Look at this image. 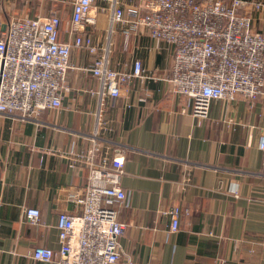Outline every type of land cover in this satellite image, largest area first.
<instances>
[{
  "label": "crops",
  "instance_id": "0c3cea01",
  "mask_svg": "<svg viewBox=\"0 0 264 264\" xmlns=\"http://www.w3.org/2000/svg\"><path fill=\"white\" fill-rule=\"evenodd\" d=\"M71 1L0 0V23L56 10L59 37L67 40ZM248 10L254 29L264 33V11ZM92 12L95 24L84 30L106 44L107 12ZM172 54L145 32L130 33L125 42L114 29L110 66L125 71L136 59L142 66L120 95L99 94L88 70L94 56L74 47L60 108L27 118L0 115V264H54L31 252L35 246L56 250L58 214L79 210L66 195L86 185L88 165L69 150L85 155L99 105L114 127L113 153L122 149L124 159L120 185L128 206L119 208L125 227L113 264H264V152L258 147L264 96L213 99L208 116L195 117L167 81ZM173 206L182 209L175 231L162 212ZM26 208L39 210L37 223L25 217Z\"/></svg>",
  "mask_w": 264,
  "mask_h": 264
},
{
  "label": "built area",
  "instance_id": "2783aa9c",
  "mask_svg": "<svg viewBox=\"0 0 264 264\" xmlns=\"http://www.w3.org/2000/svg\"><path fill=\"white\" fill-rule=\"evenodd\" d=\"M249 9H262L258 0H72L61 40V16L54 10L46 16L17 15L0 23V115L32 117L44 109L61 107L68 90L66 77L70 52L83 48L94 58L88 68L99 82L101 96L116 97L142 72L136 59L130 69H114L109 63L111 35L123 31L145 32L172 47L171 91L184 97L195 117L206 118L213 99H232L241 94L254 100L264 96V33L254 29ZM107 12L108 38L102 44L84 30L95 24L96 14ZM248 11V12H247ZM264 17V12H263ZM94 93V92H93ZM113 125L95 112L89 133L90 145L82 157L88 165L86 185L69 190L66 198L78 211L58 214L59 247L35 246L33 259L54 264H113L121 257L119 236L125 227L118 220L127 197L120 185L124 159L122 149L113 153ZM258 147L264 152V132ZM99 153L98 160L94 157ZM170 216L169 229L178 228L182 209L162 210ZM25 217L39 220V210L26 208ZM124 264H131L125 259Z\"/></svg>",
  "mask_w": 264,
  "mask_h": 264
},
{
  "label": "trees",
  "instance_id": "16d2710c",
  "mask_svg": "<svg viewBox=\"0 0 264 264\" xmlns=\"http://www.w3.org/2000/svg\"><path fill=\"white\" fill-rule=\"evenodd\" d=\"M61 13V12H60ZM61 16V15H60Z\"/></svg>",
  "mask_w": 264,
  "mask_h": 264
}]
</instances>
